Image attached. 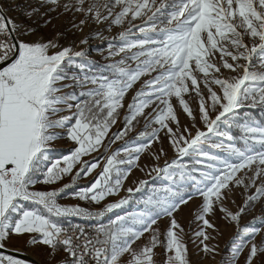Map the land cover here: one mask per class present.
Listing matches in <instances>:
<instances>
[{"label": "snow or ice", "instance_id": "snow-or-ice-1", "mask_svg": "<svg viewBox=\"0 0 264 264\" xmlns=\"http://www.w3.org/2000/svg\"><path fill=\"white\" fill-rule=\"evenodd\" d=\"M16 7L0 3V264H28V247L192 264L189 240L215 264H264V0ZM218 214L236 230L227 251Z\"/></svg>", "mask_w": 264, "mask_h": 264}, {"label": "rangeland", "instance_id": "rangeland-1", "mask_svg": "<svg viewBox=\"0 0 264 264\" xmlns=\"http://www.w3.org/2000/svg\"><path fill=\"white\" fill-rule=\"evenodd\" d=\"M0 3L5 5V11H6L7 15L14 17L16 19H22L21 8H18L16 6L20 5L21 7H25L27 5H35L36 0H0ZM52 15L55 17L53 20V24L58 28L62 27L67 22V17H65V16L56 17L55 13H52ZM85 31H87V29ZM114 31H115V29H114ZM90 43L94 47L95 45H97L99 43V41L93 39ZM90 51H91L93 59H95V60L101 59V57L99 55H97L94 51H92L91 49H90ZM63 144H64L63 141L57 142V147L55 150L56 154L59 155V154H66L67 153L68 149H67V147L63 146ZM137 177L143 178L141 173H139L138 171L133 172V174L130 176V178H129V180L125 186L127 187V186L131 185L137 179ZM79 183L81 185H84L87 183V181L81 180ZM64 202L76 203L77 201L66 200ZM235 202H236V204L241 203V197L238 194L235 196ZM80 203H82V206H87L86 204H84V202H80ZM229 207H233V205L230 204ZM194 209H195V204L190 203L187 207H184L183 210L177 216V219L183 225L185 232L189 231L190 225L193 229L195 228V223L193 222V220H194V217H193ZM129 210H136V205L133 204ZM253 214L259 215L260 214L259 209L257 208L254 210V212H250L248 215H244L240 221L241 226L249 223L253 218ZM73 219H77V218H73ZM74 221H76V220H74ZM217 222H218V226H219L220 231L223 233V235L218 238L220 248L227 251L228 249L225 248V245L227 244L230 247L231 244L233 243L234 233L236 231L235 227L231 224L225 223L223 218L221 216H219V214L217 217ZM186 239H188V238L186 237ZM213 243H215V241ZM188 248H189V251L191 253L192 264H215V262L211 261L210 259L202 258L201 255L197 253L196 248L194 247L191 240H189V242H188ZM37 249L43 255L42 260L44 261V263H46V264H62L63 258L59 254L55 255L50 260L48 249H46L44 247H40ZM40 250L41 251L43 250V252H41ZM216 260L217 261L220 260V256H217ZM40 263L43 264L42 262H40Z\"/></svg>", "mask_w": 264, "mask_h": 264}, {"label": "crops", "instance_id": "crops-1", "mask_svg": "<svg viewBox=\"0 0 264 264\" xmlns=\"http://www.w3.org/2000/svg\"><path fill=\"white\" fill-rule=\"evenodd\" d=\"M73 220H77V219H73ZM17 246H18V247H21V248L23 247L22 244H18ZM37 248H40V247H28L27 250L24 251V252L29 253V254L32 255L34 258H36L38 261L42 262L43 264H46V263H44V261L42 260L43 255L38 251ZM40 251H41V250H40ZM41 252H43V250H42ZM28 264H30V263H28Z\"/></svg>", "mask_w": 264, "mask_h": 264}, {"label": "water", "instance_id": "water-1", "mask_svg": "<svg viewBox=\"0 0 264 264\" xmlns=\"http://www.w3.org/2000/svg\"><path fill=\"white\" fill-rule=\"evenodd\" d=\"M13 254L20 255V253H13ZM20 258L27 260L28 263L30 264H41L36 258H34L32 255L26 252H23V254L20 255Z\"/></svg>", "mask_w": 264, "mask_h": 264}, {"label": "trees", "instance_id": "trees-1", "mask_svg": "<svg viewBox=\"0 0 264 264\" xmlns=\"http://www.w3.org/2000/svg\"><path fill=\"white\" fill-rule=\"evenodd\" d=\"M253 115L258 119V120H264V113H260L259 110H255Z\"/></svg>", "mask_w": 264, "mask_h": 264}]
</instances>
